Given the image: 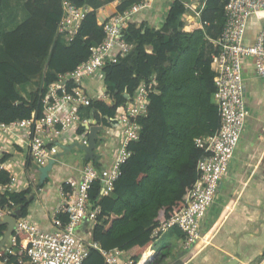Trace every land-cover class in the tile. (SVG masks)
Wrapping results in <instances>:
<instances>
[{"label": "trees", "instance_id": "trees-1", "mask_svg": "<svg viewBox=\"0 0 264 264\" xmlns=\"http://www.w3.org/2000/svg\"><path fill=\"white\" fill-rule=\"evenodd\" d=\"M67 1L83 11L79 28L69 39L68 33H58L61 0H0V122L40 121L45 88L57 80V75L84 63L90 48L104 38L95 9L100 1L112 0ZM142 1L123 0L117 13ZM226 1L172 0L162 27L154 33L129 21L122 32L129 52L102 68L108 100H91L89 109L107 120L115 117L140 84L155 82L147 115L139 121L138 140L128 144L130 156L121 166L113 191L100 197V184L94 182L89 192L94 206L101 209L92 240L105 250L120 249L125 257L137 261L154 243L152 228L185 206L198 178L197 161L203 154L195 140L210 136L219 126L217 108L211 102L216 74L211 56L217 48L213 49L208 39H216L221 33ZM22 15L24 19H20ZM169 53L176 54V59L172 60ZM34 77H40V84L25 99L18 88ZM81 132H85L82 127ZM7 159L4 154L2 161ZM25 168L29 175L30 159ZM10 179L6 170H0V185ZM31 192L28 187L22 192L1 193L0 208L13 211L21 205L18 220H24ZM5 229L0 225V236ZM16 237L20 241L24 236ZM91 256L104 262L96 250L90 251L85 261ZM7 264L17 263L12 259Z\"/></svg>", "mask_w": 264, "mask_h": 264}, {"label": "built area", "instance_id": "built-area-1", "mask_svg": "<svg viewBox=\"0 0 264 264\" xmlns=\"http://www.w3.org/2000/svg\"><path fill=\"white\" fill-rule=\"evenodd\" d=\"M61 1L62 17L58 33H68L66 39H69L79 28L83 11L67 0ZM149 1L143 0L122 13H115L100 24L104 38L90 48L89 58L73 71L57 75V80L45 88L42 119L37 122L33 118L8 124L0 122V141L6 135L24 136L28 155L38 168L50 160H56L60 153L59 145L64 143L67 136H75L79 144L88 146L86 132H81V127L85 130L88 123L80 117L79 111L89 108L91 100L81 88V83L105 64L117 61L110 56L112 48L118 49L117 56H126L130 46L122 32L131 16L146 8ZM185 6L189 8V3H185ZM262 12L264 0H227L224 5V23L215 41L217 51L211 57L216 70L213 101L218 111L219 126L210 136L195 140L196 146L203 150L196 164L198 178L187 194L185 206L152 228L150 238L154 242L170 229L182 233L184 250L190 249L198 238L200 223L227 173L244 127L246 111L241 60L252 58L256 73L264 78V27L252 46L242 44L246 20ZM196 15L199 17L200 13ZM154 85V80L148 85L140 84L127 102L118 108L114 120L119 128L120 144L110 166L98 168L86 165L78 180L63 181L58 189L60 202L53 211L51 221L57 229L45 232L30 220H17L12 234L0 248V264H7L12 259L17 264H83L92 250L103 257L104 264H155L147 254L134 261L125 257L120 249L105 250L98 242L84 241L76 235V229L83 221L89 222L93 228L96 225L101 209L98 205L94 206L89 192L94 182L100 184V197H106L113 191L114 182L121 174V166L130 156L128 144L138 140L141 129L139 121L147 115L149 95ZM3 150L0 147V170H6L2 161ZM17 183V177L11 176L7 184L0 185V194L17 192ZM5 215H11L10 209L0 208V220ZM62 216L66 218L65 222L59 219ZM16 234H22L23 239L18 241ZM251 264H264V258Z\"/></svg>", "mask_w": 264, "mask_h": 264}, {"label": "crops", "instance_id": "crops-1", "mask_svg": "<svg viewBox=\"0 0 264 264\" xmlns=\"http://www.w3.org/2000/svg\"><path fill=\"white\" fill-rule=\"evenodd\" d=\"M122 1H100L95 9L97 23L100 25L117 13V7ZM171 3L172 0H150L146 8L131 16L130 21L139 26L144 25L154 33L162 27ZM263 27L264 12L258 16H250L246 20L242 44L252 46ZM217 38L208 39L213 49H216ZM117 54V48L110 50L113 59H121ZM168 56L172 60L177 57L174 53H169ZM241 74L246 111L244 127L227 173L220 181L213 201L200 223L198 238L190 249L184 250L182 233L177 229L168 230L143 253L155 264H251L264 258V78L256 73L254 60L250 57L241 60ZM31 81L18 88L20 95L25 99H29L30 94L37 89L40 77H34ZM81 88L90 100H108L102 68L85 78ZM211 102L214 103L213 96ZM79 114L88 123L85 127L87 139L90 129L95 128L97 131L94 159H86L76 141L78 138L67 136L64 139L65 144L60 142V153L44 179L40 178L38 167L28 155L24 136L6 135L0 141V147L4 149L3 155H8V159L4 161L6 171L18 179L17 192H22L28 187L32 191L33 197L24 220L32 221L45 232H54L57 229L51 221L53 211L60 202L58 189L63 181L78 180L86 165L98 168L110 166L119 148V128L114 117L107 120L98 112L93 114L89 108H81ZM28 159L32 165L29 175L25 168ZM12 162L23 168L21 177L14 173L15 167L10 165ZM18 207L15 206L13 211L10 209V213L13 214ZM63 217L59 219L62 221ZM92 231L93 226L83 221L77 227L76 235L81 240L89 241L92 240ZM84 264L104 262L97 256H91Z\"/></svg>", "mask_w": 264, "mask_h": 264}, {"label": "water", "instance_id": "water-1", "mask_svg": "<svg viewBox=\"0 0 264 264\" xmlns=\"http://www.w3.org/2000/svg\"><path fill=\"white\" fill-rule=\"evenodd\" d=\"M103 131V130H102ZM95 128L90 129L89 139H88V146L80 145V149L83 150L85 153L86 159L93 160L94 159V140L97 138ZM55 161L50 160L45 166L38 168L40 173V178L44 179L48 176L49 171L51 170L52 166L54 165ZM22 206H19L11 215L5 216L0 220V225H4L6 229L0 236V248L3 247L4 243L6 242L7 238L12 234L14 230L15 223L17 218L21 216Z\"/></svg>", "mask_w": 264, "mask_h": 264}, {"label": "rangeland", "instance_id": "rangeland-1", "mask_svg": "<svg viewBox=\"0 0 264 264\" xmlns=\"http://www.w3.org/2000/svg\"><path fill=\"white\" fill-rule=\"evenodd\" d=\"M20 2V1H19ZM24 17V15H22L21 16V18L20 19H22ZM24 19V18H23ZM24 157H25V155H23ZM24 157H22V159L24 158ZM10 165H12L13 166V168L15 167V171H14V173L18 176V175H20V177L22 176L21 175V173H22V167H20V166H18V165H16L14 162H12ZM182 244H183V241H182Z\"/></svg>", "mask_w": 264, "mask_h": 264}]
</instances>
